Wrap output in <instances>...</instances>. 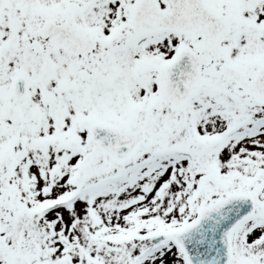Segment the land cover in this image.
I'll return each instance as SVG.
<instances>
[{"label":"snow or ice","instance_id":"1","mask_svg":"<svg viewBox=\"0 0 264 264\" xmlns=\"http://www.w3.org/2000/svg\"><path fill=\"white\" fill-rule=\"evenodd\" d=\"M0 264H264V0H0Z\"/></svg>","mask_w":264,"mask_h":264}]
</instances>
